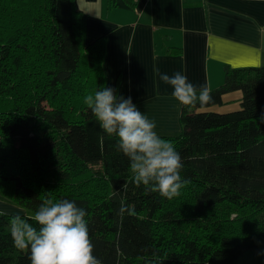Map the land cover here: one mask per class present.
Here are the masks:
<instances>
[{"label":"trees","instance_id":"obj_1","mask_svg":"<svg viewBox=\"0 0 264 264\" xmlns=\"http://www.w3.org/2000/svg\"><path fill=\"white\" fill-rule=\"evenodd\" d=\"M105 52V36L86 41L75 0H0V181L32 212L0 211V264H31L29 251L13 246L9 221L21 215L35 224L46 198L73 199L87 210L100 264H238L248 251L257 255L264 242V69L225 67L223 82L209 90L212 102L181 104L180 134L160 135L182 157L180 193L187 196L178 197L191 202L186 216L205 221L199 234L171 200L133 182L116 138L83 104L104 86ZM235 91L237 109H210Z\"/></svg>","mask_w":264,"mask_h":264},{"label":"crops","instance_id":"obj_2","mask_svg":"<svg viewBox=\"0 0 264 264\" xmlns=\"http://www.w3.org/2000/svg\"><path fill=\"white\" fill-rule=\"evenodd\" d=\"M109 1L75 0L86 41L105 36L104 86L130 96L159 135L180 134L181 104L155 69L182 72L209 90L223 82L225 67L264 69V0ZM240 99L230 92L210 109L231 111Z\"/></svg>","mask_w":264,"mask_h":264},{"label":"clouds","instance_id":"obj_3","mask_svg":"<svg viewBox=\"0 0 264 264\" xmlns=\"http://www.w3.org/2000/svg\"><path fill=\"white\" fill-rule=\"evenodd\" d=\"M159 79L172 88L182 105L212 102L207 86L199 88L182 72L169 75L155 69ZM99 127L116 138L117 151L127 157L133 182L169 200L180 195L182 157L173 142L161 137L156 122L142 112L129 96L115 87L103 86L83 97ZM123 210V209H122ZM87 210L75 200L46 198L29 222L21 215L9 221L13 246L28 250L31 264H100L93 254ZM38 225V226H37Z\"/></svg>","mask_w":264,"mask_h":264},{"label":"rangeland","instance_id":"obj_4","mask_svg":"<svg viewBox=\"0 0 264 264\" xmlns=\"http://www.w3.org/2000/svg\"><path fill=\"white\" fill-rule=\"evenodd\" d=\"M226 106V105H225ZM224 106V107H225ZM237 106V104H236ZM236 106H232L233 108H235ZM238 107V106H237ZM4 180V179H3ZM43 183H49L50 186L53 185V182H51L49 177L43 176ZM92 180H87L85 179V183H91ZM0 187L3 188L4 190V194H0V211H6V212H14V213H22V212H26L27 214H32V212H30L27 209H22L20 208L18 205H16V203L14 201H12L7 195L8 194H12V187L13 185L10 182L7 181H0ZM181 196H187L185 194L180 193ZM170 204L173 205L174 208H176L177 210H180L181 214H182V219L184 222L186 223H193L194 226L197 225V230L199 231V234H202L204 228H205V221L203 220H196L195 218H191L190 216H186L184 213L188 211L191 202L188 200L183 199L182 197H174L173 199H171ZM234 216V215H232ZM164 230L163 228L160 229V231ZM257 256V257H256ZM264 260V242H262L260 244L259 247V251L257 253V255H255V253L253 251H248L246 253H244L243 255H241L238 259H237V263L238 264H259L260 261Z\"/></svg>","mask_w":264,"mask_h":264}]
</instances>
